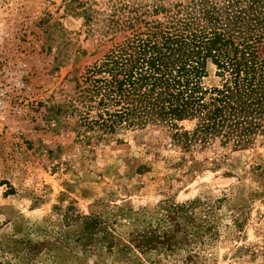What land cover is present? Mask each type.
I'll return each mask as SVG.
<instances>
[{
    "label": "rangeland",
    "instance_id": "374dc122",
    "mask_svg": "<svg viewBox=\"0 0 264 264\" xmlns=\"http://www.w3.org/2000/svg\"><path fill=\"white\" fill-rule=\"evenodd\" d=\"M177 1L0 0V264H264V143L83 124L93 67Z\"/></svg>",
    "mask_w": 264,
    "mask_h": 264
},
{
    "label": "trees",
    "instance_id": "16d2710c",
    "mask_svg": "<svg viewBox=\"0 0 264 264\" xmlns=\"http://www.w3.org/2000/svg\"><path fill=\"white\" fill-rule=\"evenodd\" d=\"M172 7L168 13L171 7L157 5L155 15L167 13L163 21L115 45L90 71L94 104L82 117L86 129L99 137L160 129L184 149L262 145L264 0H184ZM211 65L221 82L208 87ZM190 208L182 204L179 212ZM74 223L78 236L100 220L71 216Z\"/></svg>",
    "mask_w": 264,
    "mask_h": 264
}]
</instances>
